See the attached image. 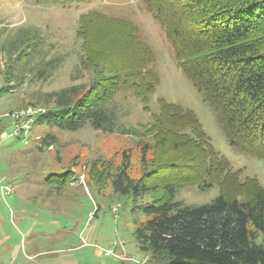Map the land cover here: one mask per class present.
Instances as JSON below:
<instances>
[{
    "label": "trees",
    "instance_id": "obj_1",
    "mask_svg": "<svg viewBox=\"0 0 264 264\" xmlns=\"http://www.w3.org/2000/svg\"><path fill=\"white\" fill-rule=\"evenodd\" d=\"M37 1L70 6L90 0ZM144 1L170 39L182 72L212 108L228 143L264 158V0ZM77 23L79 64L88 71V80L48 93L52 103L35 121L68 130L89 123L118 131L120 109L113 97L123 88L147 102L159 80L154 53L131 20L89 8ZM21 42L19 49L14 45L16 58L26 63L31 55L28 46L36 42L30 35ZM44 62L43 78L57 65L53 59ZM14 78L13 69L6 71L0 95L13 90ZM158 105L152 121L137 132L122 130L137 137V176L130 174L127 148L119 163L101 156L90 160L83 177L134 197L161 187L159 195L143 206L147 218L134 230L138 247L151 264H264V187L255 177H239L241 169L215 150L191 109L163 98ZM42 139L49 146L53 135L46 133ZM158 177L160 184L153 181ZM73 178L67 169L47 179ZM184 184H196L200 191L217 185L219 194L208 203H184L174 199L176 186Z\"/></svg>",
    "mask_w": 264,
    "mask_h": 264
},
{
    "label": "rangeland",
    "instance_id": "obj_2",
    "mask_svg": "<svg viewBox=\"0 0 264 264\" xmlns=\"http://www.w3.org/2000/svg\"><path fill=\"white\" fill-rule=\"evenodd\" d=\"M89 8L137 26L155 56L153 66L159 78L155 90L146 103L127 89L114 95L122 123L118 131L96 129L89 123L68 130L37 120L26 140L8 136L12 120L5 113L29 101L43 108L52 103L48 93L88 80V71L79 64L80 39L75 30L78 16ZM25 35L36 42L28 46L31 55L26 63L16 58ZM51 59L57 65L43 78L44 61ZM12 69L13 90L0 95V264H151L139 249L134 230L147 218L143 206L159 195L161 187L137 197L122 195L111 184L98 187L83 173L90 160L99 156L119 163L122 151L129 148L130 174L137 176V137L122 130L137 132L151 122L159 98L191 109L215 150L241 169L239 177H255L264 187V158L228 143L212 108L182 72L170 39L144 0H90L70 6L0 0V88L6 71ZM46 133L53 135L51 146L42 139ZM67 169L73 179H47ZM161 180L153 179L158 184ZM218 194L217 185L200 191L196 184H184L176 186L174 199L204 204Z\"/></svg>",
    "mask_w": 264,
    "mask_h": 264
},
{
    "label": "built area",
    "instance_id": "obj_3",
    "mask_svg": "<svg viewBox=\"0 0 264 264\" xmlns=\"http://www.w3.org/2000/svg\"><path fill=\"white\" fill-rule=\"evenodd\" d=\"M43 111L44 109L41 107L27 104L21 108L5 113L12 120V129L7 135L17 136L22 140H26L28 138V132L32 128V123L36 119V115ZM1 187L2 185H0Z\"/></svg>",
    "mask_w": 264,
    "mask_h": 264
},
{
    "label": "crops",
    "instance_id": "obj_4",
    "mask_svg": "<svg viewBox=\"0 0 264 264\" xmlns=\"http://www.w3.org/2000/svg\"><path fill=\"white\" fill-rule=\"evenodd\" d=\"M11 122V121H10ZM4 132H2L1 134H3ZM52 145V144H51ZM51 145H49V146H51ZM81 173H79L78 175H80Z\"/></svg>",
    "mask_w": 264,
    "mask_h": 264
}]
</instances>
